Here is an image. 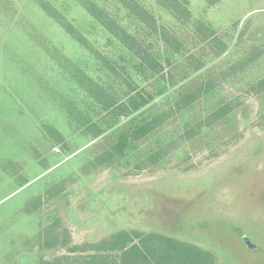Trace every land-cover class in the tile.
<instances>
[{
  "label": "rangeland",
  "instance_id": "374dc122",
  "mask_svg": "<svg viewBox=\"0 0 264 264\" xmlns=\"http://www.w3.org/2000/svg\"><path fill=\"white\" fill-rule=\"evenodd\" d=\"M162 1L0 0V264H118L120 232L264 264V0Z\"/></svg>",
  "mask_w": 264,
  "mask_h": 264
},
{
  "label": "trees",
  "instance_id": "16d2710c",
  "mask_svg": "<svg viewBox=\"0 0 264 264\" xmlns=\"http://www.w3.org/2000/svg\"><path fill=\"white\" fill-rule=\"evenodd\" d=\"M169 1L166 7L179 11V8L174 7L171 0ZM159 2L161 3L163 1L159 0ZM128 8L129 11L137 17H147V14L143 12V9H141L139 5ZM87 9L91 16L97 17L101 21L102 25L107 24L108 27L104 28H106L114 38H117L122 44L133 50L136 59L139 60V65L142 66L141 69L145 73L151 69L157 72L161 70V63H158L157 59L152 57L147 50H142L140 45L136 46L135 41L126 31L116 26L113 22L104 20L103 18L106 17L99 8L94 7L93 4H89V8L87 7ZM45 11L49 13L48 9H45ZM70 33L72 34V32ZM140 99L141 101L139 102L132 98L127 105L119 106L116 110L119 112V115H127L129 112L137 111L141 106L148 103V100L143 98ZM108 107L112 108L111 105L106 104V108ZM145 130L144 126H142L139 129L140 132L136 134H143ZM44 245L45 248L52 249L59 244L56 239L52 238L51 242L44 239ZM96 249L99 251L109 250L118 253V264H214L211 254L207 251L191 244H185L158 234H149L145 236L136 232H120L108 242L97 246ZM63 258V256L56 258L53 262L45 261L44 264H59L61 261L63 262ZM84 260L86 264L88 262L92 264L97 261V256H86Z\"/></svg>",
  "mask_w": 264,
  "mask_h": 264
}]
</instances>
